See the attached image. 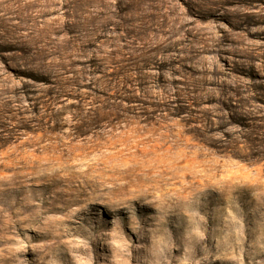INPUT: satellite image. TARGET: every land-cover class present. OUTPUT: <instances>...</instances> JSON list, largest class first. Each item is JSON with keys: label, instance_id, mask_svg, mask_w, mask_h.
Listing matches in <instances>:
<instances>
[{"label": "rangeland", "instance_id": "obj_1", "mask_svg": "<svg viewBox=\"0 0 264 264\" xmlns=\"http://www.w3.org/2000/svg\"><path fill=\"white\" fill-rule=\"evenodd\" d=\"M0 264H264V0H0Z\"/></svg>", "mask_w": 264, "mask_h": 264}]
</instances>
